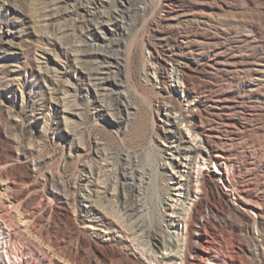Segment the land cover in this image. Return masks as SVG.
Masks as SVG:
<instances>
[{
    "label": "rangeland",
    "instance_id": "obj_1",
    "mask_svg": "<svg viewBox=\"0 0 264 264\" xmlns=\"http://www.w3.org/2000/svg\"><path fill=\"white\" fill-rule=\"evenodd\" d=\"M122 3L105 8L124 10ZM133 3L139 10L129 36L110 29L120 40L134 38L135 88L117 74L126 88H113L116 100L104 97L124 120L126 99L141 109L129 126L105 120L112 112L99 104L69 41L45 37L38 0H0V264H199L206 237L216 262L205 264H264V0ZM168 7L180 17L166 20ZM98 32L113 38L107 27ZM156 52L189 65L167 91L157 89ZM172 99L180 106L176 127L158 114ZM183 113L199 115L200 134L180 121ZM205 137L213 157L187 150ZM142 178L150 231L135 234L122 210L136 202L130 183ZM89 194L97 209L85 207ZM201 199L210 206L193 226L204 222V236L194 232L188 242ZM171 232L182 246L178 257H167Z\"/></svg>",
    "mask_w": 264,
    "mask_h": 264
},
{
    "label": "bare ground",
    "instance_id": "obj_2",
    "mask_svg": "<svg viewBox=\"0 0 264 264\" xmlns=\"http://www.w3.org/2000/svg\"><path fill=\"white\" fill-rule=\"evenodd\" d=\"M39 4L38 7L40 9L39 18L40 24L42 27L46 28L48 34L45 37L49 38L50 40H62L66 38L69 41V44L72 46V50L76 53V62L79 63L81 66V70L85 71L87 78L90 80V84L93 87V93L95 96L100 99L99 104L111 111V115L114 117L108 118L106 117L105 120L109 123H129L135 125L139 118V114L141 109L136 107L130 103L128 99H126V103H122L127 109L129 108L131 111L127 112V117L121 118L120 111H116V108H113L109 105V101L105 100L104 97H111L112 100H116L115 95L118 93L113 91L114 87H119V90L122 88H126L122 81L117 78V74H121L124 78L128 81L131 87H134L132 82L133 78V67H132V54L134 48V38H125V40L118 39L121 36L116 30L110 29L111 26H119L123 31L125 36H129L130 34V27L132 25V17H135L139 10V4L133 3L134 0H125L127 5L122 3L124 10L118 9L117 7L111 6L108 10L105 8V3H110L114 0H38ZM169 6V5H166ZM127 10V11H125ZM167 14L165 15L166 20L176 19L180 17L181 13L178 10H173L172 8L168 7L166 11ZM129 13V14H128ZM125 15V16H124ZM125 17H127L128 21H126ZM183 17V16H182ZM119 18H122L120 20ZM131 21V23H130ZM109 28L111 31L113 38H108L106 36L99 35V30H103L104 28ZM102 34V33H101ZM116 37V39L114 38ZM102 38L105 40L104 44H100V40ZM151 54H154V52ZM157 54V69L158 73L160 74V85L161 88L165 91L168 90L167 81L171 78H174L177 83H180L181 80H185L188 72H189V65L188 62L181 60L179 57L175 56L173 53L168 54L166 59L160 60L159 53ZM159 59V60H158ZM44 63V62H43ZM90 64V67L87 68L86 65ZM169 66L172 67L174 70V75L171 76V72ZM116 69L117 71H114ZM147 70L143 72V75L148 76ZM132 82V83H131ZM132 84V85H131ZM186 89H182L183 92H188L189 90L187 87H183ZM122 92V91H121ZM161 95L162 90L159 91ZM113 96V97H112ZM187 97H190L188 93H186ZM145 97V95H144ZM194 97V96H193ZM196 106L200 107L202 105L203 98L195 97ZM180 106L179 102L176 99L170 100L168 103H164L161 109L158 111V114L163 116L166 122L178 126V122H176L175 118L173 117V112H179ZM70 113H74L72 111H68ZM77 115V114H75ZM199 115L191 114L189 117L184 116V113L181 114L180 121L182 122H189L192 127H194L195 132L200 134L202 130H200L197 120ZM172 135L170 139L173 140V143L179 142L182 143V138L176 132H170ZM215 136V135H214ZM180 152V150H186L182 148L180 145L173 146ZM187 150L190 153H197L201 151L206 152L208 157H213L214 147L208 144V139L205 137L201 144H198L195 147H190ZM103 154L102 150L97 152V156ZM216 157H220L222 159H226L225 155L218 154L215 155ZM110 164V163H109ZM88 179V178H87ZM133 188H135L138 192V197L136 198V202L134 204H127L123 206L124 215H126L127 219L132 223L133 227L131 231L133 233H146L148 234L150 231L149 224L147 223L146 219V212L148 209V204L143 203L140 199L144 192L142 190V185L144 184V179H140L138 185H135L134 179L132 180ZM204 186L207 185V181H203ZM105 190L102 191L103 194H106L107 190L106 187H103ZM146 194V193H145ZM130 196L125 195L126 200H130ZM188 198L181 201V206L176 211V223L182 220V214L186 209ZM84 201L86 202V206L89 209H97V207L93 204L91 199V195H87L84 197ZM206 202L201 199L199 203L195 206L193 210V214L191 215L192 222V229L189 232V240L191 239L194 232H196L199 236H204L202 233V229L206 227L204 222H201L198 226V230H194L193 224L198 215L202 212L204 206H210L205 204ZM176 223L174 222L172 225L175 226ZM190 227V228H191ZM170 242L174 245V248H168L169 254L167 257H178L182 250V246L180 245V239L177 233L171 232ZM215 245L211 239L208 237L205 238L204 242L199 246V251L201 255H198L197 259L199 264H205L209 261L216 262L213 253L215 251ZM167 255V254H165Z\"/></svg>",
    "mask_w": 264,
    "mask_h": 264
}]
</instances>
